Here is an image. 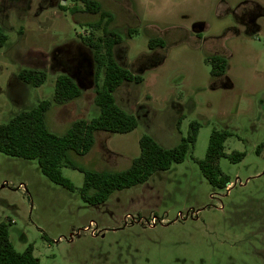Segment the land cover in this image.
<instances>
[{
  "label": "rangeland",
  "instance_id": "1",
  "mask_svg": "<svg viewBox=\"0 0 264 264\" xmlns=\"http://www.w3.org/2000/svg\"><path fill=\"white\" fill-rule=\"evenodd\" d=\"M95 1L114 17L116 60L143 79L114 94L138 126L127 134L97 132L91 151L70 153L72 162L87 171H122L139 156L141 137L173 148L192 123L195 142L182 163L95 206L80 194L78 170L61 169L70 191L36 161L0 152V224H8L14 249L31 246L38 264H264V0ZM82 9L75 0H0L7 36L0 124L42 101L50 102L45 122L57 135L75 119L98 116L93 54L81 41L98 17ZM151 38L164 48L149 49ZM212 56L226 59L223 77L211 76ZM22 69L44 70L45 83L21 82ZM61 74L80 87V98L54 102ZM213 130L228 134L218 162L226 189L211 186L199 167ZM233 153L243 158L232 162Z\"/></svg>",
  "mask_w": 264,
  "mask_h": 264
},
{
  "label": "trees",
  "instance_id": "2",
  "mask_svg": "<svg viewBox=\"0 0 264 264\" xmlns=\"http://www.w3.org/2000/svg\"><path fill=\"white\" fill-rule=\"evenodd\" d=\"M83 5L82 12L97 16V21L86 24L91 31L82 37V43L93 54L94 61V105L99 114L86 121L75 119L63 135L49 131L45 116L50 107L49 101H42L35 107L14 115L6 124H0V152L6 156L26 161H36L41 173L52 183L72 191V183L64 178L61 169L71 168L83 173L84 181L80 189L83 200L90 205L106 202L115 191L125 190L145 183L154 174L168 171L172 165L180 164L195 142L198 124L192 123V130L187 138L173 148H163L149 136L139 140L140 154L133 159L128 168L122 171H87L77 167L69 154L79 156L88 154L95 144V134L106 132L111 134H127L138 126L136 117L117 105L115 91L124 83L139 85L142 77L133 74L121 66L115 58L114 49L121 43L117 34L110 30L113 15L104 10L95 0H75ZM62 10L65 7L60 5ZM100 31L101 36L93 33ZM7 42V36L0 26V48ZM165 42L160 38L148 41L149 49L164 48ZM211 65L213 78L223 77L226 73L227 61L221 56L207 57ZM47 78L44 70L22 69L18 79L32 87L42 86ZM102 78L101 84L99 80ZM82 96V90L67 74L56 78L54 102L64 104ZM228 134L213 130L208 142L206 155L199 162L200 170L208 183L218 189H226L230 184L218 165L219 159L226 156L224 142ZM242 154L229 155L232 162L240 161ZM5 187V186H4ZM0 264H38L29 246L24 252H17L9 238L8 224H0Z\"/></svg>",
  "mask_w": 264,
  "mask_h": 264
},
{
  "label": "water",
  "instance_id": "3",
  "mask_svg": "<svg viewBox=\"0 0 264 264\" xmlns=\"http://www.w3.org/2000/svg\"><path fill=\"white\" fill-rule=\"evenodd\" d=\"M2 187H4V185Z\"/></svg>",
  "mask_w": 264,
  "mask_h": 264
},
{
  "label": "crops",
  "instance_id": "4",
  "mask_svg": "<svg viewBox=\"0 0 264 264\" xmlns=\"http://www.w3.org/2000/svg\"><path fill=\"white\" fill-rule=\"evenodd\" d=\"M5 186V185H4Z\"/></svg>",
  "mask_w": 264,
  "mask_h": 264
}]
</instances>
